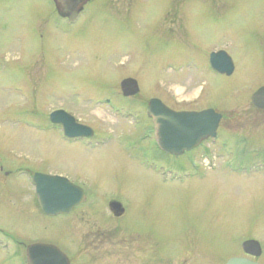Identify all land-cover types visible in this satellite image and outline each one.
Here are the masks:
<instances>
[{"label":"rangeland","instance_id":"1","mask_svg":"<svg viewBox=\"0 0 264 264\" xmlns=\"http://www.w3.org/2000/svg\"><path fill=\"white\" fill-rule=\"evenodd\" d=\"M222 50L234 62L231 77L209 64ZM125 78L138 82L143 102L157 98L177 111L209 108L224 116L206 154L165 159L144 144L145 157L172 173L202 155L182 182L163 181L119 148L118 136L135 131L105 99L120 96ZM262 86L264 0H96L74 23L52 0H0V159L80 176L91 192L131 203V230L127 222L94 230L97 214L88 222L77 217V227L71 218L57 222L59 247H73L74 264H225L245 256L247 240L261 244L255 261L264 264V114L251 104ZM58 107L115 139L66 147L47 122ZM110 150L116 153L103 155ZM9 190L30 197L34 186L25 178L0 185V226L17 222L34 232L1 196ZM86 240L121 248L91 258L76 244Z\"/></svg>","mask_w":264,"mask_h":264},{"label":"flooded vegetation","instance_id":"2","mask_svg":"<svg viewBox=\"0 0 264 264\" xmlns=\"http://www.w3.org/2000/svg\"><path fill=\"white\" fill-rule=\"evenodd\" d=\"M52 1L54 3V6L59 16L62 19L69 22V16L71 13L66 10L69 7V5L66 4V2L63 0H52ZM95 1L96 0H81L77 4L76 8H78V10H82L81 11L82 13L83 10L89 4ZM222 51L226 52L224 50ZM218 52H221V51H218ZM233 65H234V62H233ZM234 73H235V65H234ZM126 79H129V78H125L124 80ZM124 80H122L119 84V91H120L119 95L120 96H117L114 98L115 95L113 96L108 95L113 98L105 99L107 105H112L113 108L118 109L119 114H116V115L120 119H122V121H126V120L132 121V127L135 131L133 135L122 134L118 136L117 141L120 145L119 148L121 149L122 152L126 153L125 156L128 155L127 157H131L136 160H138L137 158H139L140 160H142L141 168H143L147 172H151L157 175V177L161 178L163 181H169L171 179H175V180H178L179 182H182V175L187 176L188 173H190L188 172L189 169H197L199 166V163L197 160L199 158L201 160L203 156L199 154L198 157H195L194 158L195 160H192V162L190 163L191 167L187 165V167L182 168V166L180 165L181 166L179 168L180 173H177L176 171L172 173L169 165L167 166L166 164L160 163L159 160L153 161V160H149L148 157H145L146 150H144V147H145L144 144H147V143H151L154 149L158 151V154L162 158L169 159L170 157H174V156L162 151L159 148L157 141H156L155 123L149 111H150V102L153 99H157V98H151L146 103L138 99V96L140 93L133 97H125L121 90V84ZM251 104H252V100H251ZM208 109L197 110L196 112H201V111L208 110ZM254 109L264 114V110L258 109L256 107H254ZM138 110H141V111L138 112ZM60 111H64L65 114L72 116L75 119V122L77 125L90 128L93 131V136L92 137H75V138L66 137L65 132H64L63 123H52L50 120V116L53 113L60 112ZM174 111L186 112V111H195V110L182 109L179 111L177 110H174ZM142 117L144 118L142 119ZM60 118L68 120L67 116H60ZM223 120H224V116H222L219 129H221L220 126ZM47 122L51 124V127L54 128L53 130L55 129L57 130V138L63 145H66V147L69 145H76L80 143L84 146V148H90L92 145V142H95L96 146H106L108 143L112 142L116 137V135L111 132H104L100 134L99 132L95 131L91 127L85 124H81L76 118V116L72 113V111L64 107L63 108L58 107V108H55L53 111H51L49 113ZM49 123H47V126H49L48 125ZM37 126L41 129V126L39 123L37 124ZM219 129H218V132H219ZM218 132H217V137H218ZM39 133L41 132L39 131ZM217 137L216 138H205L198 147H195L194 149L190 151H187L186 149H182V155L179 156V158L188 156L189 153H192L191 155L193 154L196 155L197 153H200V152H203L204 154H206L207 151H211L212 150L211 148L215 147L213 144H210V143L215 141ZM40 142H42L43 144L45 141L42 138ZM59 153L60 152L55 151L56 156L57 155L60 156L61 154ZM113 153H116V150L115 151L110 150L108 153L103 152V155L105 156V154L106 155L109 154L110 156H112ZM60 157L63 159H66V157H63V156H60ZM80 168L75 169V170L78 171L80 170ZM194 171L195 173H197V170H194ZM171 174H175L174 176L177 175L178 177H171L170 176ZM36 175L62 177V178L69 180L70 183L77 186L82 191L81 195L72 194L71 198L81 196L82 197L81 201L67 213H61V214H56V215H50L48 213H45L38 200V195L36 193V187L34 185V178L36 177ZM76 175L79 176L77 173ZM190 176H191V173H190ZM79 177L77 178L72 177L71 175H69L68 172L48 173L47 171L45 170L42 171V169H39V168L35 170L34 167H32L29 164V162H27V165H24L23 163H19V165L9 166L0 159V185H3L5 189L6 188L8 189V183L11 180L17 181L19 178H25L28 181H31L34 186V191L30 193L31 194L30 197H28V195L25 196L23 193L22 194L13 193L10 190H9L10 192H3V193L1 192V196H4L5 200L8 199L7 205L12 206L14 210H17L20 213V216H23V218H25L26 220L32 223V226L30 227L34 230V232L26 231L17 222H15L14 224L10 226H0V264H30L29 257H28L29 248L37 246V245L41 247H46L47 248L46 251L48 252L49 250L53 252V250L58 249L62 253V255L66 257L67 264H74L75 259L77 260V258L75 256V251H73L72 249L73 247H71V245L67 246L66 247V250L68 251V252L66 251L67 253L59 247V242L57 240L58 238L57 229L54 228L57 225V222L59 220L63 221V220L71 218V223L73 224L72 226L77 227V225H74L73 223L75 222V219H77V217H83V219L87 218L85 221L88 222L89 218L93 214H97V220L96 219H93V220H96V223H99L100 227L99 226L93 227L94 230H104L103 228L107 225L108 222H120V223L127 222L128 223L127 228L131 230L130 224H132V222H131V217L129 215L131 214V209H130L131 203H128L126 205L125 201L122 200L119 196H116L114 193L113 194L104 193L102 195H99V193L91 192L90 186H88L86 182H80ZM112 203H118L122 206L123 213L121 216L115 215V212L111 208ZM63 216H66V217H63ZM62 217L65 219H62ZM91 228H89L90 229L89 232L93 231ZM80 243L83 248L87 249L88 251L92 253L91 258H95V255H99L98 258L103 255L105 256L106 254H108V252L117 254L118 253L117 250L121 248L120 246H117L115 244L114 246L106 247L105 246L106 243L98 244V242H94V241L89 242L88 240L84 242L82 241L76 242V244H80ZM77 247H79L80 249L82 248L79 245H77ZM82 253L83 252L77 253V256L81 255ZM248 258L251 260H255L252 257H248ZM39 259H41V257ZM101 260L103 259L101 258L98 259V261H101ZM56 262H57V259H56ZM87 264H90V262H88ZM107 264H112V263H107Z\"/></svg>","mask_w":264,"mask_h":264},{"label":"water","instance_id":"3","mask_svg":"<svg viewBox=\"0 0 264 264\" xmlns=\"http://www.w3.org/2000/svg\"><path fill=\"white\" fill-rule=\"evenodd\" d=\"M69 7L66 9L71 14L69 21L75 22L82 10L76 8L81 0H63ZM212 69L221 75L228 77L234 73L232 59L226 52L213 53L210 56ZM125 97L136 96L140 92L139 84L134 79H126L121 84ZM254 107L264 110V87L260 88L251 98ZM150 115L154 119L156 128V141L159 148L171 155H182V149L190 151L199 146L205 138H216L222 115L214 110L202 112H175L165 106L160 100L153 99L150 102ZM67 116L68 120L60 118ZM58 119V120H57ZM52 123H63L65 136L92 137L93 131L88 127L77 125L75 119L64 113L55 112L50 116ZM38 200L45 213L56 215L69 212L77 205L82 197L71 198L72 194L81 195L82 191L69 180L62 177L36 175L34 178ZM116 216H121L123 208L118 203L111 204ZM242 249L246 256L258 259L262 256L261 244L255 240L245 241ZM46 247L34 246L29 248L30 264H67L66 257L55 249L46 251ZM52 253V254H51ZM41 257V259H39ZM57 259V262H56ZM42 261V262H41ZM55 261V262H54ZM225 264H260L246 257H236Z\"/></svg>","mask_w":264,"mask_h":264}]
</instances>
